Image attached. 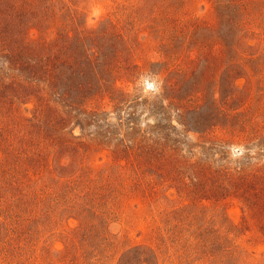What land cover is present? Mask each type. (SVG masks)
<instances>
[{"label": "rangeland", "instance_id": "rangeland-1", "mask_svg": "<svg viewBox=\"0 0 264 264\" xmlns=\"http://www.w3.org/2000/svg\"><path fill=\"white\" fill-rule=\"evenodd\" d=\"M0 264H264V0H0Z\"/></svg>", "mask_w": 264, "mask_h": 264}, {"label": "clouds", "instance_id": "clouds-1", "mask_svg": "<svg viewBox=\"0 0 264 264\" xmlns=\"http://www.w3.org/2000/svg\"><path fill=\"white\" fill-rule=\"evenodd\" d=\"M99 14V9L98 8H93L92 9V15L96 16ZM145 84H148L150 86V83L148 81H144Z\"/></svg>", "mask_w": 264, "mask_h": 264}]
</instances>
